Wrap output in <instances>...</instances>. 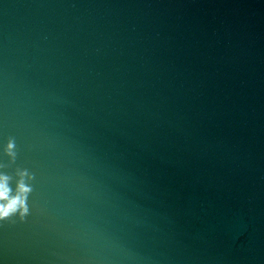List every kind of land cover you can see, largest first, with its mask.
<instances>
[{"label": "water", "instance_id": "obj_1", "mask_svg": "<svg viewBox=\"0 0 264 264\" xmlns=\"http://www.w3.org/2000/svg\"><path fill=\"white\" fill-rule=\"evenodd\" d=\"M20 170L0 264H264V0H0Z\"/></svg>", "mask_w": 264, "mask_h": 264}, {"label": "clouds", "instance_id": "obj_2", "mask_svg": "<svg viewBox=\"0 0 264 264\" xmlns=\"http://www.w3.org/2000/svg\"><path fill=\"white\" fill-rule=\"evenodd\" d=\"M6 155L11 161H15V142L10 139L6 146ZM17 181L15 190L10 186L11 177L0 173V221L10 219L19 215L21 220L29 213L27 204L28 196L32 192L30 181L33 177L27 170L17 172Z\"/></svg>", "mask_w": 264, "mask_h": 264}]
</instances>
